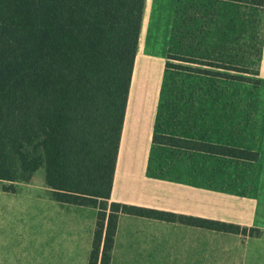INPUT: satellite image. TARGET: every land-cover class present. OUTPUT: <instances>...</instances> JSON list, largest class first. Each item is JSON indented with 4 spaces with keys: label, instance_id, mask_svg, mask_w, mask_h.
<instances>
[{
    "label": "trees",
    "instance_id": "16d2710c",
    "mask_svg": "<svg viewBox=\"0 0 264 264\" xmlns=\"http://www.w3.org/2000/svg\"><path fill=\"white\" fill-rule=\"evenodd\" d=\"M254 1L264 8V0ZM143 8L144 0H0V181L28 183L43 168L44 183L55 201L96 208L88 264H109L121 214L243 236L259 233L236 224L110 201ZM208 15L213 13L201 9L188 21ZM243 35L228 39L232 51L226 48L228 41L213 47L216 39L203 30L188 35V42L199 49L186 59L246 72ZM263 39L264 22L257 64ZM192 71L241 80L228 73ZM152 144L244 161L258 157L254 150L158 132L156 125ZM3 189L14 191V186Z\"/></svg>",
    "mask_w": 264,
    "mask_h": 264
},
{
    "label": "crops",
    "instance_id": "0c3cea01",
    "mask_svg": "<svg viewBox=\"0 0 264 264\" xmlns=\"http://www.w3.org/2000/svg\"><path fill=\"white\" fill-rule=\"evenodd\" d=\"M144 51L136 48L110 201L236 224L257 229L259 233L243 236L121 214L109 264H264V193L258 198L257 194L237 195L231 190L206 187L204 181L199 180L198 168L189 166L194 157L152 154L154 147L159 146L152 144L158 84L147 81L153 75L147 77L144 74L154 58ZM160 65H164V57ZM258 74L264 81V39ZM139 92L144 94L140 96ZM143 115L141 134L138 131ZM36 172L28 183L14 186V191L0 186V202L5 200L7 204L8 196L16 198L20 196L19 192L28 191L31 204H35V216H32L35 218V236L29 234L31 216L29 211L24 212V206H9V212L21 213L24 222L19 223L21 231L16 239H36L37 254L29 258L25 253L7 251L2 245L0 264H23V261L25 264L28 261L29 264H88L97 209L55 201L44 183V175L39 185L41 195L35 197L32 190L36 189L33 181ZM201 176L203 178V173ZM6 215L12 219V215ZM0 231V239H3V233L7 236L5 239H13L7 229ZM46 239L59 240L52 244Z\"/></svg>",
    "mask_w": 264,
    "mask_h": 264
},
{
    "label": "rangeland",
    "instance_id": "374dc122",
    "mask_svg": "<svg viewBox=\"0 0 264 264\" xmlns=\"http://www.w3.org/2000/svg\"><path fill=\"white\" fill-rule=\"evenodd\" d=\"M253 1L249 0L250 4L244 5L214 0H144L137 48L145 49V54L154 56L153 63L146 68L144 74L147 77L153 75L147 81L158 84L154 123L158 132L254 150L258 152V157L255 161H244L160 146L154 147L152 154L194 157L189 166L198 168L199 180L204 181L206 187L231 190L237 195L257 194L259 198L264 193V81L258 74L260 61L257 64L254 59L264 22V8ZM201 9L213 15H208L205 20L188 21L190 15ZM175 29L177 33H173ZM200 30L216 39L213 47L228 41L226 48L230 51L233 49L231 40L244 33L243 40L247 43L244 48L246 72L210 67L200 64L199 59L196 62L188 61L186 58L191 59L199 46L188 42L187 36ZM167 55L172 57L166 58ZM163 57L164 65L166 62L171 64L166 70L164 65H160ZM192 69L237 75L241 80L194 73ZM143 86L144 82L141 80V87ZM139 93L140 96L144 94ZM144 117H141L142 126L138 131L141 134ZM36 171L33 179L36 191H32L38 197L41 195L39 185L42 184L44 169ZM20 183L0 181V186L18 187ZM19 194L16 198L8 196L7 204L5 200L0 202V230L3 232L7 229L13 238L5 239L7 236L3 233L0 248L3 245L7 251L25 253L30 258L37 254V241L16 239L17 233L21 231L19 223L24 220L21 213L9 212V208L14 205L24 206V212L29 211L31 217L28 231L35 236V218L32 217L35 216V204H31L28 191ZM5 211L12 215V219L7 218ZM23 228L25 229L24 226ZM58 240L46 239L52 244Z\"/></svg>",
    "mask_w": 264,
    "mask_h": 264
}]
</instances>
